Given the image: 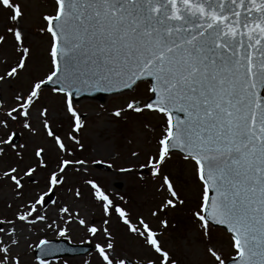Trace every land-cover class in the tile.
<instances>
[{
  "label": "rangeland",
  "instance_id": "374dc122",
  "mask_svg": "<svg viewBox=\"0 0 264 264\" xmlns=\"http://www.w3.org/2000/svg\"><path fill=\"white\" fill-rule=\"evenodd\" d=\"M56 12L54 0H0V264H223L236 256L232 239L201 222L196 165L164 152L169 125L165 113L145 110L148 83L75 103L39 88L53 72ZM58 239L93 250L34 259L38 243Z\"/></svg>",
  "mask_w": 264,
  "mask_h": 264
},
{
  "label": "water",
  "instance_id": "95a60500",
  "mask_svg": "<svg viewBox=\"0 0 264 264\" xmlns=\"http://www.w3.org/2000/svg\"><path fill=\"white\" fill-rule=\"evenodd\" d=\"M57 2L55 73L43 86L98 101L149 81L147 107L171 121L167 151L197 162L204 219L236 243L225 264H264V0ZM90 250L47 241L35 257Z\"/></svg>",
  "mask_w": 264,
  "mask_h": 264
},
{
  "label": "bare ground",
  "instance_id": "6f19581e",
  "mask_svg": "<svg viewBox=\"0 0 264 264\" xmlns=\"http://www.w3.org/2000/svg\"><path fill=\"white\" fill-rule=\"evenodd\" d=\"M8 236H13V231H9Z\"/></svg>",
  "mask_w": 264,
  "mask_h": 264
}]
</instances>
